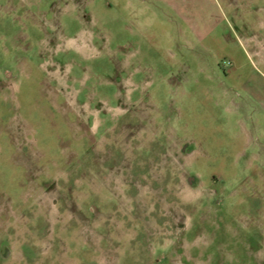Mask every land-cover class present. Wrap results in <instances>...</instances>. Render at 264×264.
<instances>
[{
	"label": "rangeland",
	"instance_id": "obj_1",
	"mask_svg": "<svg viewBox=\"0 0 264 264\" xmlns=\"http://www.w3.org/2000/svg\"><path fill=\"white\" fill-rule=\"evenodd\" d=\"M0 264H264V0H0Z\"/></svg>",
	"mask_w": 264,
	"mask_h": 264
},
{
	"label": "crops",
	"instance_id": "obj_2",
	"mask_svg": "<svg viewBox=\"0 0 264 264\" xmlns=\"http://www.w3.org/2000/svg\"><path fill=\"white\" fill-rule=\"evenodd\" d=\"M192 151V150H191ZM193 152V151H192Z\"/></svg>",
	"mask_w": 264,
	"mask_h": 264
}]
</instances>
